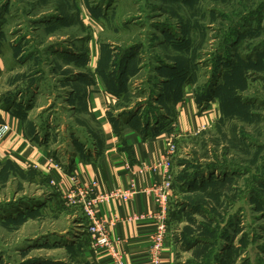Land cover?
I'll list each match as a JSON object with an SVG mask.
<instances>
[{
  "label": "rangeland",
  "instance_id": "1",
  "mask_svg": "<svg viewBox=\"0 0 264 264\" xmlns=\"http://www.w3.org/2000/svg\"><path fill=\"white\" fill-rule=\"evenodd\" d=\"M0 65V106L36 119L63 167L97 130L67 102L96 81L140 129L214 101L209 125L168 131L173 264H264V0H0ZM88 226L50 177L0 160V264H90Z\"/></svg>",
  "mask_w": 264,
  "mask_h": 264
},
{
  "label": "crops",
  "instance_id": "2",
  "mask_svg": "<svg viewBox=\"0 0 264 264\" xmlns=\"http://www.w3.org/2000/svg\"><path fill=\"white\" fill-rule=\"evenodd\" d=\"M91 91L87 97H74L75 102H67L76 111L86 112L95 121L97 130L93 133L84 132L89 140L84 150L74 151L72 154L68 152L67 155L63 152L69 157L68 164L73 166L72 171H67L62 166L63 170L56 173L64 184L65 195L73 189L74 175L83 183L96 182L99 193L127 187L133 177L140 187L160 180L162 170L157 163L166 150L168 131L175 127L178 132H189L196 127L209 125L216 118L212 104L214 101L202 112L197 100L189 97L190 99L175 106L176 122L173 121L168 130L146 137L125 125L118 134L109 118V111L118 99L107 94L103 87L97 85V81ZM3 122L9 123L12 130L5 138L0 139V160H10L21 169H25L27 162L42 165L50 162V159L57 161V151L51 145V139L42 136L45 129L36 119L27 126V120L5 104L0 106V123ZM126 162L130 168H127ZM154 165L158 166L157 169ZM141 167H144L143 172H139ZM133 171L136 173L133 174ZM154 210L153 197L144 192L137 193L127 202L112 198L100 204V215L113 221L111 237L119 240L117 250L125 264L151 263V236L157 229ZM91 249L86 252L90 264H113L110 253H95ZM160 254L163 264L174 263L175 245L168 236Z\"/></svg>",
  "mask_w": 264,
  "mask_h": 264
},
{
  "label": "built area",
  "instance_id": "3",
  "mask_svg": "<svg viewBox=\"0 0 264 264\" xmlns=\"http://www.w3.org/2000/svg\"><path fill=\"white\" fill-rule=\"evenodd\" d=\"M11 130L12 128L9 123H0V139L5 138ZM175 138V134L168 133L166 150L157 163L162 170L161 178L150 185L140 187L137 185L136 180L133 177L127 187H117L110 191L99 193L97 191L96 182L83 183L80 182L75 175L72 176L73 189L67 193L66 197L71 201H78L82 205L83 213L89 223L88 233L93 251L95 253H110L113 256V264L125 263L123 262L122 255L117 250L119 240H114L111 237L113 221L100 215V204L112 198L127 202L140 192L151 195L155 204L153 217L157 229L151 236L152 246L150 249V264H163L160 252L165 238L168 236V214L171 205L170 196L174 188L173 160L177 148ZM126 166L127 168L131 167L128 162H126ZM158 166L154 165V168L157 169ZM24 168L36 169L49 175L51 177V182L64 194V184L56 174L63 170L62 165L59 162L54 159H50V162L42 165L27 162L24 165ZM143 171L144 167H141L139 172ZM134 172L136 173V171H133V174Z\"/></svg>",
  "mask_w": 264,
  "mask_h": 264
},
{
  "label": "trees",
  "instance_id": "4",
  "mask_svg": "<svg viewBox=\"0 0 264 264\" xmlns=\"http://www.w3.org/2000/svg\"><path fill=\"white\" fill-rule=\"evenodd\" d=\"M213 93H215V92H213ZM15 95V94H14ZM180 97H175V101H177L178 99H179ZM213 98H215V95L213 94L211 97H205V101H206V103L208 102V104H209V101L210 100H212ZM6 101H8V100H6ZM178 102V101H177ZM176 102V103H177ZM204 103V102H203ZM202 103V104H203ZM205 104V103H204ZM201 105V104H200ZM203 106H205L206 107V105H203ZM7 107H10L9 105H7ZM11 108H13V110L15 111V112H17L19 115H21L24 119L26 118V113H22L21 111H23L24 109H22L21 108V110L18 108V110H16V108L15 107H11ZM111 113H110V111H109V118H110V120H111V122H112V124H113V127H114V130H115V132L116 133H121L122 131H123V129H124V126L125 125H129L131 128H133V129H135V130H137V131H139V132H141L144 136H146V137H148V136H150V135H153V134H156V133H158V132H160L162 129H160V127H156V129L154 130V129H152V127H150V125H151V121H150V119L148 120V121H146L147 123H145V125H144V127L143 128H145V129H140V128H137L134 124H133V121H132V119L130 118H128V117H125V115H123V113L122 112H119L118 114H117V116L116 117H112V115H110ZM170 126V125H169ZM168 126V128H166V129H169L170 127ZM82 150H84V149H82ZM81 150V151H82ZM56 156V155H55ZM6 162H11L10 160H7ZM72 168H73V166H72V164H68L67 166H66V169H67V171H72ZM29 170V169H28ZM30 170H36V169H30ZM37 171H39V170H37ZM46 177H50L49 175H45ZM51 178V177H50Z\"/></svg>",
  "mask_w": 264,
  "mask_h": 264
}]
</instances>
